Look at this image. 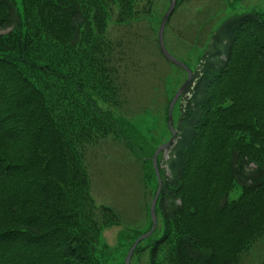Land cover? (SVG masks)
<instances>
[{
  "label": "trees",
  "instance_id": "1",
  "mask_svg": "<svg viewBox=\"0 0 264 264\" xmlns=\"http://www.w3.org/2000/svg\"><path fill=\"white\" fill-rule=\"evenodd\" d=\"M140 1L25 0L23 20L15 0H0V29L11 28L0 35V264H98L97 205L75 144L85 141L77 133L89 141L97 136L73 109L60 114L50 79L86 97L90 118L112 117L85 84L104 100L120 99L108 21L116 7L117 22L134 19ZM205 44L179 98L176 140L159 167L156 212L165 233L149 264H237L264 237V12L231 15ZM66 116L70 123L63 122ZM68 124L74 125L73 145L61 142ZM110 126L144 159L118 122ZM235 185L243 192L230 200ZM103 212L109 218L102 224L120 222L113 207Z\"/></svg>",
  "mask_w": 264,
  "mask_h": 264
},
{
  "label": "rangeland",
  "instance_id": "2",
  "mask_svg": "<svg viewBox=\"0 0 264 264\" xmlns=\"http://www.w3.org/2000/svg\"><path fill=\"white\" fill-rule=\"evenodd\" d=\"M145 1L141 0L142 3L136 7L139 15L134 19L117 22L119 8L116 7L108 21L107 37L115 45L111 60L120 70V99L113 94L111 103L97 96L92 83L85 84L86 91L95 97L102 112H111L112 117L93 114L94 118H90L89 113L84 112L91 110L86 97L79 95L71 84L60 81L53 86L55 80L50 79V89L60 99V114L73 113V109L82 117V122L89 124L91 135L97 136L95 141H89L87 134L77 133L85 137V141L83 147L76 140L75 144L79 154L84 155L91 195L97 205L94 211L99 234L94 256L98 264H125L132 244L152 227L150 206L158 188L153 156L157 148L172 137L168 126L170 103L188 78L186 70L166 59L159 46L160 24L171 0H151L150 12H146L150 5L146 7ZM15 2L25 20V0ZM244 12H264V0H178L164 34L167 48L194 74L202 61L211 32L231 15ZM10 29H0V35L8 34ZM71 98L77 99L76 105L68 104ZM181 101H177L173 111L175 126L181 114ZM114 121L120 124L125 135L132 136L131 139L137 142L144 159L119 139L110 126ZM63 122L70 123V119L66 116ZM66 126L64 138L61 140L59 137L57 143L66 139V145H73L69 136L74 125ZM158 157L161 169L164 166L162 159L168 158V149ZM242 192V188L235 185L230 192V200L237 199ZM104 206L113 207L120 216V222L102 224L105 218H109V213L103 212ZM164 233L165 225L159 215L157 230L142 241L130 264H149L151 249ZM166 246L161 253V261L166 257ZM263 256L264 237L253 244L237 264H257Z\"/></svg>",
  "mask_w": 264,
  "mask_h": 264
},
{
  "label": "water",
  "instance_id": "3",
  "mask_svg": "<svg viewBox=\"0 0 264 264\" xmlns=\"http://www.w3.org/2000/svg\"><path fill=\"white\" fill-rule=\"evenodd\" d=\"M178 0H171L170 6L168 8V10L166 11V13L164 14L161 24H160V29H159V46L160 49L162 51V53L164 54V56L171 62L175 63L176 65L181 66L182 68H184L188 74V78L186 80V82L179 88V90L176 92L174 98L172 99L171 103H170V107H169V112H168V126L172 132V137L170 138L169 141H167L166 143L160 145L157 150L154 153L153 156V164H154V168H155V172L157 174L158 177V188L157 191L155 193V196L151 202V206H150V212H151V218H152V227L150 228V230L144 234H142L141 236H139L135 242L132 244L127 256H126V260H125V264H130L132 256L134 254V251L137 247V245L139 244L140 241L150 237L155 229L157 228L158 225V217H157V212H156V208H157V204L159 201V197H160V193L162 190V185H163V180L160 174V169H159V164H158V156L161 152L166 151L176 140L177 137V127L174 125V117H173V110L175 107V104L177 103V101L179 100V98L181 97V95L183 94V92L185 91V89L187 88V86L191 83L192 78H193V72L192 69L183 61L179 60L178 58H176L167 48L166 42H165V38H164V34H165V30L167 27V23L172 15V13L174 12L176 5H177Z\"/></svg>",
  "mask_w": 264,
  "mask_h": 264
}]
</instances>
